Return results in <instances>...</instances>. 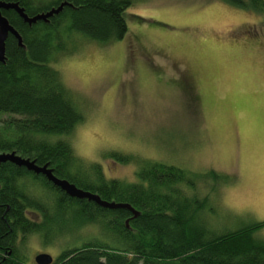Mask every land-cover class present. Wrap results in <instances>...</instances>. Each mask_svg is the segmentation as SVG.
Returning <instances> with one entry per match:
<instances>
[{"label":"trees","instance_id":"trees-1","mask_svg":"<svg viewBox=\"0 0 264 264\" xmlns=\"http://www.w3.org/2000/svg\"><path fill=\"white\" fill-rule=\"evenodd\" d=\"M0 1L17 2L28 15L69 3L31 25L15 10L1 9L23 46L9 34L0 63V152L47 163L57 177L140 212L132 217L125 208L71 197L44 175L1 162L0 264H35L25 252L32 236L43 246L60 243L51 264H264V237L256 234L264 221L222 231L210 222L217 210L209 195L232 181L227 174L114 152L136 165L135 180L125 181L107 177L101 164L79 156L68 140L84 115L51 64L72 55L81 38L100 44L123 38L130 0ZM222 1L264 13V0ZM206 179L213 183L203 193Z\"/></svg>","mask_w":264,"mask_h":264},{"label":"rangeland","instance_id":"rangeland-1","mask_svg":"<svg viewBox=\"0 0 264 264\" xmlns=\"http://www.w3.org/2000/svg\"><path fill=\"white\" fill-rule=\"evenodd\" d=\"M130 1L123 38H81L51 64L84 115L67 137L73 149L125 181L136 165L114 152L227 174L209 195L210 222L222 231L264 221V13L222 0ZM60 250L32 236L25 252L33 263Z\"/></svg>","mask_w":264,"mask_h":264},{"label":"water","instance_id":"water-1","mask_svg":"<svg viewBox=\"0 0 264 264\" xmlns=\"http://www.w3.org/2000/svg\"><path fill=\"white\" fill-rule=\"evenodd\" d=\"M69 5L66 1H62L56 6L51 7L50 9L36 13L34 15H28L24 9L19 6L17 2L12 1H0V63H3L5 60V41L9 34L13 35L20 46H23L22 39L18 31L9 23L5 15L2 14L1 9H13L18 15L23 19L24 22L29 25L37 21H48L50 17L58 14L64 6ZM10 161L19 167H25L27 170L32 171L36 174H42L46 177L47 180L52 182L55 186L63 190L67 195L71 197H76L79 199H88L95 202L97 205L116 209V208H125L132 213V217L139 215V211L135 210L129 203L107 201L101 199L97 193L85 190L83 188L77 187L74 183L68 181L67 179L59 178L54 175L52 169L48 164L38 165L34 160H31L26 157H22L16 154L14 151L11 152H0V163ZM128 220H126V224ZM53 256L48 252H38L34 256L35 264H51L53 261Z\"/></svg>","mask_w":264,"mask_h":264},{"label":"snow or ice","instance_id":"snow-or-ice-1","mask_svg":"<svg viewBox=\"0 0 264 264\" xmlns=\"http://www.w3.org/2000/svg\"><path fill=\"white\" fill-rule=\"evenodd\" d=\"M261 125L264 127V111L261 113Z\"/></svg>","mask_w":264,"mask_h":264},{"label":"flooded vegetation","instance_id":"flooded-vegetation-1","mask_svg":"<svg viewBox=\"0 0 264 264\" xmlns=\"http://www.w3.org/2000/svg\"><path fill=\"white\" fill-rule=\"evenodd\" d=\"M54 258V257H53Z\"/></svg>","mask_w":264,"mask_h":264}]
</instances>
